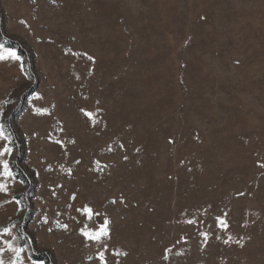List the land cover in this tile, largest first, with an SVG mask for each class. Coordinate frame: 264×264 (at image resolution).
Instances as JSON below:
<instances>
[{"label": "rangeland", "instance_id": "rangeland-1", "mask_svg": "<svg viewBox=\"0 0 264 264\" xmlns=\"http://www.w3.org/2000/svg\"><path fill=\"white\" fill-rule=\"evenodd\" d=\"M0 43L3 264H264V0H0Z\"/></svg>", "mask_w": 264, "mask_h": 264}, {"label": "snow or ice", "instance_id": "snow-or-ice-1", "mask_svg": "<svg viewBox=\"0 0 264 264\" xmlns=\"http://www.w3.org/2000/svg\"><path fill=\"white\" fill-rule=\"evenodd\" d=\"M9 57L12 58L13 60H17V61L21 60V56L18 55L14 49L6 48L3 43H0V60H5V59H8ZM89 59H91V57ZM86 115L91 117L93 114L92 113H86ZM8 139H9V136L5 134L3 126L0 125V140L7 141ZM109 150H111V149H109ZM11 153H12V148L9 147L7 143L0 146V157L5 156V154H11ZM0 165H2V170H0V176H3L5 179L14 176L13 171L9 167V161L7 159L0 160ZM0 191H3V192L8 191L6 184L0 182ZM73 199H75V196H73ZM114 202L115 201H113V203ZM17 203H19V201H17ZM77 211L81 212L82 215H87L89 219H91L93 215H99V213H93V210L90 207H88L87 205H85L82 209H77ZM217 221L223 228L228 227L226 220H224L223 218L217 217ZM45 222H47V221H45ZM189 223H193V221H189ZM108 224H109V221L107 220V218H105L103 224L98 226V228H96L94 230H85V228L87 227V226H85V228L81 229V234L89 240L100 241L101 239L107 238L109 236ZM57 226L64 228V229H67V227H68L67 225H62L59 223L57 224ZM49 230H51V229H49ZM3 231L8 232L9 229L4 228ZM202 235L207 237L208 234L202 233ZM5 243H7V245H8V250L15 253V256H16V259L13 260L11 262V264H17V262L20 259V255L24 251V249L14 247L11 244V242H9V241H5ZM104 247L106 249L107 245L105 244ZM0 251H4V250L0 249ZM117 254H119V253H117ZM164 258L167 259V256H165ZM89 259H91V257H89ZM99 260L101 261V264H106L104 252L99 253ZM0 264H3V260H0ZM117 264H118V262H117Z\"/></svg>", "mask_w": 264, "mask_h": 264}, {"label": "trees", "instance_id": "trees-1", "mask_svg": "<svg viewBox=\"0 0 264 264\" xmlns=\"http://www.w3.org/2000/svg\"><path fill=\"white\" fill-rule=\"evenodd\" d=\"M17 52H18V54L21 55V56L26 55L25 50H24L21 46L18 47ZM17 169H18V170L20 171V173H21L20 177H22V179L24 180V179L26 178V173H25V171H24L22 168H20V167H18ZM43 255H45V257L47 258V261H51V257H50V255H49L48 253H45V252L38 253V255H36V254H35V255L32 254L31 257H33L34 259L42 260V259H44V258H43Z\"/></svg>", "mask_w": 264, "mask_h": 264}]
</instances>
